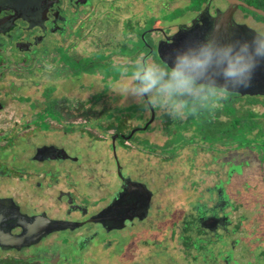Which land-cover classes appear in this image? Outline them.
Instances as JSON below:
<instances>
[{
    "label": "flooded vegetation",
    "instance_id": "1",
    "mask_svg": "<svg viewBox=\"0 0 264 264\" xmlns=\"http://www.w3.org/2000/svg\"><path fill=\"white\" fill-rule=\"evenodd\" d=\"M96 2L97 0H0V114L5 111L9 115L12 113L10 118L0 121V125L5 124L7 127L5 131H0V264H73L79 258L82 260L79 264H83L86 252L91 254L93 250L106 254L103 248L106 247L110 234L123 232L144 221L152 211L153 192L146 181L132 179L125 166V157L131 153L132 148L135 153L152 158L157 157L158 153L167 155L168 158L175 157L184 148L198 149L203 153L215 154L214 162L219 161L217 157L223 151L238 150L233 139L222 140L216 136L209 138L203 134L208 130L204 121L199 119L203 122V127L197 130V126L193 124L195 120L187 117L180 119L177 115L172 116L171 124L166 130L160 119V127L166 139L162 145L153 144L145 133L150 130L149 121L154 119L157 107L151 104L143 90L145 83L142 84V74L154 67L157 60L164 63L159 52L165 56L164 51L176 48V35L186 29L192 30L188 36L204 35L207 41L215 40L214 44L230 43L232 46L241 36L242 30L237 25H244L234 21L240 9L234 14L235 24L229 25L226 30L216 23L221 13L228 9L229 5L225 1L227 6L224 9L218 7L214 0H209L201 10L178 17L182 19L191 15L187 22L178 23V20L175 21L178 18L164 20L161 17L173 10L166 12L160 17L163 25L154 24L146 28L139 37L136 30L141 29L144 24L141 25L137 18L125 20L121 39L113 47L93 49L77 55L78 40L85 20H90ZM66 37L73 39L66 44ZM141 41L144 42V49ZM124 47L130 50L134 48L130 57L120 53ZM63 52L77 62L102 54L109 55V61L114 66L132 64L133 59L136 60L135 63L145 64L147 69L135 76V85H138L136 88L142 96L143 103L140 105L145 107L150 117L142 118L137 124L127 125L123 129L119 128L120 125L116 128L115 125L105 126L104 122L110 119H107L109 110L104 104L100 117L86 119L84 126L88 127L80 130L79 127L83 124L74 122V114L71 113L81 107L68 106L62 102L63 97L56 93L59 87L57 82L62 77L77 79L81 76H97L101 89L92 95V103L87 104L92 106L107 93L108 79L105 80L99 71L92 75L82 73L73 76L63 64ZM46 73L52 76L54 85H47L41 80ZM180 76L196 84L201 93L207 88L218 99L222 98L218 96L220 94L230 95L234 104L239 96H250L258 102L253 105H261L264 109V94L254 93L264 92V89L235 85L218 88ZM13 78L24 83L17 86ZM28 80L32 82L33 93L23 94V85ZM147 81L155 87L156 82L152 78L145 80ZM198 91L195 94H201ZM201 97L206 98V92ZM168 105L174 108L177 104ZM222 106L220 102L211 103L215 110L222 109ZM84 107L83 109L89 108L86 105ZM181 107L183 108L182 105ZM112 108L118 107L110 105L109 109ZM226 120L220 116L210 122L216 124ZM107 127L113 130L109 135L104 133L109 129ZM93 128L97 136L92 135L90 130ZM78 130L80 138L86 136L94 143H101L102 153L108 154L104 160L110 168H106L107 171L101 176L102 179L106 178L105 183H101L99 179L95 182L83 180L81 172L86 170L84 164L90 159L88 154L83 155L81 150L72 146L41 141L51 136L72 137ZM260 130L264 131V120L262 124L258 122L254 135H249L250 140ZM189 131L190 135L186 136L185 133ZM261 156V153H257L259 170L263 172L264 159ZM234 164L236 163H227L225 178L219 181L221 185L229 175H235L232 168ZM91 183L96 186V190L105 193L98 196L90 194ZM217 184L205 188L204 194H207L208 199H199L196 203L197 212L187 217L182 225L179 237L184 243V261L186 264L197 260L200 264H264V229L262 232L257 231L251 238L255 241L262 237V245L239 246V218L233 219L227 210L231 207L232 212H235L237 205L224 187L218 188ZM262 205L264 207V203ZM211 243L213 245H209Z\"/></svg>",
    "mask_w": 264,
    "mask_h": 264
},
{
    "label": "rangeland",
    "instance_id": "2",
    "mask_svg": "<svg viewBox=\"0 0 264 264\" xmlns=\"http://www.w3.org/2000/svg\"><path fill=\"white\" fill-rule=\"evenodd\" d=\"M214 2L221 9L227 6L222 0H214ZM186 3L187 0H97L94 4L95 11L91 14L90 20L87 22L85 20L76 54L83 55L93 49L113 47L121 39L125 20L137 18L141 25H145L146 20L149 19L146 16L149 15L150 18L156 19L155 26H161L163 25L160 21L162 15L176 8L184 7ZM190 16L187 15L175 21L178 20V23L187 22ZM234 21L239 24L243 23L264 36V29L261 28L263 23L248 22L250 20L244 16L241 10L236 13ZM70 32L72 34L73 30ZM72 39L73 37H66L65 43L71 42ZM121 62L124 61L121 60ZM13 80L17 86H22L24 83L16 78ZM41 80L47 85L49 83L54 85L55 83L49 73H46ZM131 82L130 79L125 81L120 79L113 84L111 83L104 97L97 104L92 105L94 108L87 104L92 103V95L101 89V83L97 76H81L77 79L62 77V80L57 82L59 87L56 93L63 97L62 102L67 103L68 106L77 105L81 107L71 113L74 114L72 117L74 122L79 125L83 124L79 127L80 130L87 126H84L86 119H98L100 117L101 110L105 107L104 104L108 110L110 105L114 104L128 106L127 109L121 108L119 111L111 113L113 115L111 121L115 128L120 125L119 128L123 129L127 125L137 124L138 121L134 120L133 116L139 109L131 104L142 101L139 91H131ZM142 82L145 83L143 90L146 96L151 104L157 107L154 119L149 121L151 122L150 130L145 135L150 138L153 144L162 145L166 138L160 127V115L169 113L171 117L177 115L178 118L184 119L186 113L179 104L174 108L168 105L169 97L162 85L152 87L149 81L142 80ZM31 84L32 82L29 80L25 82L23 94L33 93ZM218 96L223 97L224 95ZM253 103V97L239 96L235 106L237 108H251V110L259 113L264 112L263 106L253 105ZM85 105L89 108L83 109ZM228 107L230 108L229 105H227ZM8 110L10 111V107ZM5 112L0 114V121L2 119L5 121L6 118L11 117L12 113L9 115ZM149 115L150 113L146 111L142 118H149ZM262 121L260 119L258 122L262 124ZM108 123L111 122H104L105 126ZM3 125H0V131H5L7 128L6 125ZM90 131H92V135L97 136L95 128ZM112 132L113 130L109 128L104 133L109 135ZM185 134L186 136L190 135V131ZM75 135L59 138L51 136L41 141L45 143L52 141V143L72 146L81 150L83 155L88 154L90 159L84 164L87 171L82 170L81 172L83 180L95 182L96 179H99L101 183H105L106 178L102 179L101 176L105 170L110 168L104 160L108 154L102 153L101 143H94L86 136L80 138L79 130ZM95 138L93 137V139ZM249 143V148L231 152L223 151L222 155L217 157L219 159L217 162H214L215 154L203 153L192 148H184L178 151L175 157L168 158L167 155H159L160 153L154 158L139 155L132 148L131 153L125 157L127 162L125 166L128 168L132 179L148 183V187L153 192L152 211L144 221L132 225L123 232L110 234L109 241L103 248L106 254L102 255L93 250L90 254L85 251L83 264H186L182 254L184 243L179 237L182 225L187 217H191L197 212L196 203L199 199H208L207 194H204L205 188L211 187L225 178V168L229 162L236 163L232 165L235 175L233 177L229 175L226 179L228 183L226 181L222 185L219 183L217 187H224L225 192L230 198H233V202L237 205L235 212H232L231 207H228L227 210L230 211V217L239 218L237 230L239 246L255 247L258 243L262 245V237L255 241H252L251 238L255 236L257 231L262 232L264 229L262 226L264 223V207L262 205L264 203V171L260 172V160L257 157V153H261V158L264 159V131L260 130ZM90 186L89 193L94 196L105 193L96 190L93 183ZM261 232L258 234L260 235ZM209 245H213V243ZM80 260L81 258L75 260L73 264H79ZM190 264H200V261H192Z\"/></svg>",
    "mask_w": 264,
    "mask_h": 264
},
{
    "label": "trees",
    "instance_id": "3",
    "mask_svg": "<svg viewBox=\"0 0 264 264\" xmlns=\"http://www.w3.org/2000/svg\"><path fill=\"white\" fill-rule=\"evenodd\" d=\"M189 4L185 7L177 8L170 12L168 15L161 17L164 20H174L178 17L185 15L188 12H197L201 10L209 0H188ZM248 5H253L256 8L264 10V0H240ZM246 16L252 17L255 22L263 23L264 18L259 16L253 11H248L246 9H240ZM156 22V19L149 18L146 20L145 25L141 29L136 30L137 36L143 35L146 28L152 27ZM142 49H144V42H142ZM136 49V48H135ZM134 52L133 49L123 48L120 53L124 56H131ZM63 64L71 71L73 76H78L82 73L85 74H95L98 71L102 73L104 79H109V83L117 81L121 76L132 77L137 76L145 68V64L135 63L133 59L132 64L126 65H116L114 66L111 61H109V55L99 54L95 58L85 59L83 61L77 62L66 53H62ZM152 78L156 82V85H162L167 94L168 102L172 105L180 104L183 106L187 119L195 120L197 130L203 127L201 121H204V126L208 129L205 133L209 138L219 139H233V143L236 144L238 149L249 148L250 138L255 130L258 129V121L260 119L264 120V112L259 113L251 108H237L234 104V99L230 98V95H225L221 99H218L216 95H213V91L210 89H204L206 92V98L202 99V94L205 93L202 90L199 92V88L193 82L187 81L180 75L173 73L164 63L157 60V64L147 69L145 74H142V80H148ZM143 84V83H142ZM141 84V85H142ZM140 85V84H139ZM138 87V85L136 86ZM196 90L201 94L197 93ZM201 90V89H200ZM96 99V97H95ZM220 102L223 106L222 109L215 110L211 107V103ZM258 102L254 101L253 104ZM227 105L230 108H227ZM214 112L216 115L214 116ZM161 120L164 124V129H168L171 124L172 117L169 113H163L160 115ZM226 118V121L216 122L213 124L211 119L218 117ZM200 119V120H199ZM211 126L213 128H211ZM198 132V131H197ZM170 133V131H169Z\"/></svg>",
    "mask_w": 264,
    "mask_h": 264
},
{
    "label": "water",
    "instance_id": "4",
    "mask_svg": "<svg viewBox=\"0 0 264 264\" xmlns=\"http://www.w3.org/2000/svg\"><path fill=\"white\" fill-rule=\"evenodd\" d=\"M223 1L229 6L221 13L216 23L224 30L235 24L233 17L239 9L253 11L264 18V10L253 5L240 0ZM237 27L242 30L241 36L232 46L230 43L214 44L215 40L207 41L204 35L188 36L192 30L186 29L176 35V48L164 51L166 57L159 52L161 59L170 70L202 85L218 88L235 85L264 89V38L245 25ZM254 93L264 94L258 91Z\"/></svg>",
    "mask_w": 264,
    "mask_h": 264
},
{
    "label": "crops",
    "instance_id": "5",
    "mask_svg": "<svg viewBox=\"0 0 264 264\" xmlns=\"http://www.w3.org/2000/svg\"><path fill=\"white\" fill-rule=\"evenodd\" d=\"M189 4V1L187 0V3L185 4V6L186 5H188ZM184 6V7H185ZM183 8V7H182ZM177 9V8H176ZM174 11V10H173ZM245 17H247V19H249L250 21H248V22H253L254 20L252 19V17H248V16H246V15H244ZM246 19V18H245ZM247 22V23H248ZM156 23V22H155ZM242 24V23H241ZM261 28L262 29H264V24H263V26H261ZM120 79H122V80H127V79H130L132 82H131V91H138L137 90V88H136V85H135V76H132V77H121ZM119 79V80H120ZM118 80V81H119ZM107 84H111V83H109V79L107 80ZM113 84V83H112ZM109 85H108V87H109ZM106 94V93H105ZM104 94V95H105ZM141 102L142 101H139L138 103H132L131 105H133V106H135V107H137L139 110H137L136 112H135V114H134V116H133V118H134V120H136V121H138V120H140V119H142V117H143V114H145V107L144 106H142V105H140L141 104ZM113 106H116V107H118V108H115V109H109V111H108V113L106 114V116H107V119H110L109 120V122H111L112 123V119H113V115L111 114L112 112H114V111H119L121 108H128V106H118L117 104H114ZM111 123H108V126H112L113 125V123L111 124Z\"/></svg>",
    "mask_w": 264,
    "mask_h": 264
}]
</instances>
